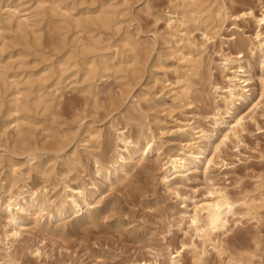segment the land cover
I'll use <instances>...</instances> for the list:
<instances>
[{"label": "rangeland", "instance_id": "1", "mask_svg": "<svg viewBox=\"0 0 264 264\" xmlns=\"http://www.w3.org/2000/svg\"><path fill=\"white\" fill-rule=\"evenodd\" d=\"M117 1L120 9H126L120 16L123 20L120 30L114 31L121 34L109 32L103 37L106 43H121L123 31L131 30V36L143 47L136 74L127 69L108 72L98 81L96 97L80 90L83 84L72 82L74 77L65 79L67 81L62 82L63 89L60 90L63 95L55 102L53 111L40 113L37 116L39 125L30 128L38 155L32 163L40 161L41 166L31 171L30 178L18 176L19 188L15 189L24 188L22 190L29 195L33 188L43 186L44 176H51L52 181L57 182L49 192L51 199L58 201L64 196V185L69 182L87 192L91 205L76 214L69 210L61 216L53 206H48L42 213L34 209L23 212L24 224L18 235L10 240L9 247L4 230L11 229L12 225L0 204V260L10 255L18 264H143L154 262L156 254L162 252L159 263L167 264L168 250L191 236L190 231H185L188 229L186 211L191 213L194 202L208 197L214 188H222L236 202V213L230 217L229 230L217 238L223 242L225 251L218 254L207 243L203 260L184 251L182 261L184 264H231L229 254L238 256L242 253L250 257L253 252L256 255L251 256V264H264V206L259 207L257 214L246 210V203H260L261 192H264V55L256 36L259 23L249 17L234 20L235 15L249 8L261 15L264 0H218V3H226L233 16L225 21H213L210 39H206L200 29L191 32L200 44L203 64L199 75H190L189 97L181 101L172 97L174 89L181 92L182 88L173 71L180 64V54L173 47L175 38L168 34L166 22L174 3L179 0ZM11 46L5 53L12 51L17 55L23 48L16 44ZM114 49L100 53L110 63L128 53L121 48L122 54L112 56ZM23 50L27 55L23 58L15 56L13 64L27 63L13 65L12 70L40 73L55 53L51 47ZM228 56L232 63L226 69L225 58ZM51 61L56 63V58ZM239 65L249 68L252 77L247 85L248 100L238 99L235 107V114L245 117L244 128L237 135H230L214 151L213 145L221 142L227 126H215L210 120L214 108L224 107L210 80L224 87L226 75H231V70H239ZM123 67L129 68V65ZM46 84L50 85L49 81ZM53 89L51 86L48 90ZM4 106L0 111V127L6 117ZM187 122L197 128L195 132L202 129L206 136L211 134V142L207 138H197L196 133L182 136L176 131L179 125ZM116 126H126L125 130L135 136L147 134L151 128L162 152H174L195 137L191 141L195 142L194 151L207 149L206 155L213 157V163L206 169L202 162L186 172L174 188L179 192L176 193L167 189L161 180L160 160L155 150L141 161L135 157L121 161L120 166L113 164ZM46 127L52 129L49 131ZM95 130L101 132V144L98 138L87 134ZM53 131L67 133L60 144L50 136ZM10 133L11 138L16 137L12 130ZM3 139L0 132V157L4 159L0 164V185L4 182L1 179L6 176L11 155L23 169L29 166L24 151L5 145ZM56 150H61L59 153L63 157L56 159L59 154ZM94 159L100 160L102 170H97ZM67 165L78 167L67 172ZM4 191L5 188L0 187L3 200L7 196ZM47 210H52L55 215L50 220ZM195 241L200 248L203 246L201 239ZM244 264L249 263L245 261Z\"/></svg>", "mask_w": 264, "mask_h": 264}, {"label": "bare ground", "instance_id": "2", "mask_svg": "<svg viewBox=\"0 0 264 264\" xmlns=\"http://www.w3.org/2000/svg\"><path fill=\"white\" fill-rule=\"evenodd\" d=\"M217 1L179 0L174 3L173 10L166 17L168 34L175 38V46L173 47L176 53L180 54L178 58L180 64L173 69L176 74V81L182 83L181 92L175 89L172 92V97L176 101L185 100L189 97L190 75H199L203 64L200 56L202 53L200 44L191 35V32L194 29H200L203 36L206 39H210L209 33L214 27H210L212 22L217 19L225 21L233 16L224 1L221 3ZM263 7L264 5L261 7V15H257L253 8H249L240 15H235L234 20H238L241 17H249L259 23L260 29L257 31L256 36L259 39L258 44L261 54L264 55ZM124 10L126 11L125 8L120 9L117 0H0V111L4 105L6 106V117L2 120L0 132L4 135V144L23 150L29 163V166L23 169L22 164L11 155L8 158L6 176L1 179L4 182L1 183L0 187L5 188L4 192H7V196L3 200L0 194V204H2L3 211L12 225L11 229L6 228L4 230V234L8 239L7 246L9 245V247L11 246L10 240L18 235L20 226L24 224L25 217L23 212L26 213L34 209L36 212L42 213L48 206H53L58 215L61 216L69 210H73L72 213L76 214L91 205L87 192L85 193L81 186H72L69 182L64 185V196L58 201L51 199L49 192L57 183L52 181L51 176H44L43 186L37 189L33 188V190L29 191V195H26L22 190L24 188L15 189L19 188L17 185L18 176L26 175L27 178H30L31 171L41 166L40 161L32 163L38 155L36 142L34 144L32 140L31 126L36 127V125H39L40 120L37 116L40 113L53 111L52 107L56 104L55 102L63 95L60 90L63 89L62 82L67 81L65 79L74 77L72 82L83 84L82 88L80 89L79 87L78 89L96 97L98 81L106 76L108 72L112 71V73H115L127 69L136 74L137 64L141 62L143 47L140 41L131 36V30L126 28L123 31L124 37L120 39L121 43H106L107 40L103 37L104 34L120 30V24L123 23L120 16L124 15ZM116 32L114 33L115 35L118 34ZM11 44L20 45L23 48H21V51L18 49L20 52L17 55L12 51L5 53L6 48L8 50V47H12ZM30 47H34L37 50L51 47V50L55 53H52L49 58L50 62L40 70V73L12 70L15 68L13 67L14 60L12 59L16 58L15 56H22L23 58L27 55L23 49L26 50ZM113 47L115 49L112 56L119 55L122 52L120 51L121 48L123 52L126 51L128 53L124 54V56L121 55L117 62L110 63L104 54L100 52ZM55 55L56 63L51 61L55 59ZM112 59L114 58L112 57ZM21 62L27 63L25 61ZM231 63L232 59L229 56L226 57V69L230 68L229 64ZM126 64L129 65V68L123 67ZM231 71L233 72L231 75H226L227 82L224 87L219 85L217 81L210 80L216 96L219 97V100L224 105V107L214 108L210 115V120L215 126H227V131L223 134L221 142L216 145L212 144L215 147L214 151H217L219 145L225 143L230 135H237L244 128L245 117L235 114V107L238 99L246 101L249 98L247 85L252 78L251 71L243 65H239V70ZM47 81H49L50 85L46 84ZM51 86L54 89L48 90ZM230 118H233V120H230ZM114 128L117 141L113 164L120 166L121 161H125L127 158L135 159V157H138L137 161H141L155 150L157 159L160 160L161 180L167 189H171L176 193L179 192L174 190V188H176L175 186L179 180L185 177L186 172L197 168L199 163L204 162L206 169L213 163V157H207L206 155L207 149L194 151L195 142L191 141L195 137L183 143L174 152H162L160 151L161 145L156 140L157 137H155L151 128L149 133L140 136H135L125 130L126 126H116ZM46 129L50 131L52 128L46 127ZM196 129V127L187 122L179 125L176 131L182 136L188 133L189 135L196 133L197 138H207L208 142H211V134L206 136L202 129L195 132ZM11 130L16 134V137L11 138ZM82 134L84 135V133ZM87 134L91 138H98L97 140L100 143L101 132L99 130L90 131ZM66 135L67 133L56 131L50 133V136L59 144L62 142L61 140L65 139ZM87 138L89 137L87 136ZM87 143L90 142L87 140ZM212 145L210 144V146ZM60 151L58 150L57 152L56 150L57 153ZM56 152L55 154H57ZM126 152L128 156H126ZM73 153L75 155V152ZM73 153L71 154L72 156ZM201 156H204L205 159L203 160ZM59 157H63V155L61 153L57 154L56 159ZM76 159H79V157H76ZM3 161L4 159L0 157V164ZM95 163L97 170H102L103 165L100 160L96 159ZM67 166V172L73 171L75 167ZM77 167L78 165L75 168L77 169ZM27 178L25 177V179ZM260 201V203L255 201L252 204L246 203L247 212L257 214L259 207L264 206L263 191L261 192ZM86 211H88L87 208ZM186 213H188V229L185 231L187 233L190 231L191 236L188 240H182L177 247L169 249L170 245L168 246L167 264H184L182 261L184 251L192 252L197 260H203L207 254V243L212 245L218 254H222L225 251L223 242L220 239L217 240V238L220 234L229 230L230 217L236 213V202L222 188H214L209 192L208 197L194 202L191 213L188 211ZM47 216L50 220L55 215L52 210H47ZM196 238L202 240L203 246L201 248L196 243ZM162 254V252L157 253L154 262L145 261L143 264H161L159 263V257ZM253 255H256V253L252 252L251 256ZM251 256L246 257L242 253L238 256L229 254L228 258L231 264L236 262L244 264L245 261L251 264ZM0 264L18 263L10 255H7L0 260Z\"/></svg>", "mask_w": 264, "mask_h": 264}]
</instances>
